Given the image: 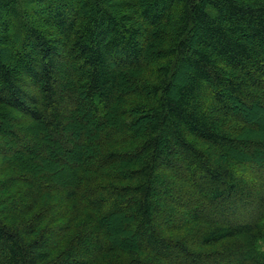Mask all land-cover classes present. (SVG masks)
Segmentation results:
<instances>
[{
    "label": "trees",
    "instance_id": "16d2710c",
    "mask_svg": "<svg viewBox=\"0 0 264 264\" xmlns=\"http://www.w3.org/2000/svg\"><path fill=\"white\" fill-rule=\"evenodd\" d=\"M1 27L0 264H264V0H0Z\"/></svg>",
    "mask_w": 264,
    "mask_h": 264
},
{
    "label": "rangeland",
    "instance_id": "374dc122",
    "mask_svg": "<svg viewBox=\"0 0 264 264\" xmlns=\"http://www.w3.org/2000/svg\"><path fill=\"white\" fill-rule=\"evenodd\" d=\"M4 32V30L2 29V27L0 28V34H2ZM13 143H11V145H12ZM26 157V156H25ZM26 159H27V157H26ZM27 161H29V159H27ZM261 248V247H263V242L262 241H259L258 243H257V245H256V248Z\"/></svg>",
    "mask_w": 264,
    "mask_h": 264
}]
</instances>
